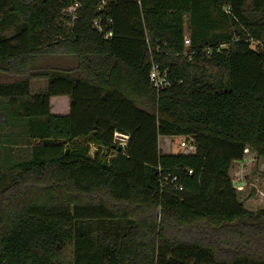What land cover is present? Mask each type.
<instances>
[{"label": "trees", "instance_id": "obj_1", "mask_svg": "<svg viewBox=\"0 0 264 264\" xmlns=\"http://www.w3.org/2000/svg\"><path fill=\"white\" fill-rule=\"evenodd\" d=\"M0 97L37 141L0 169V264H264L230 176L264 158V0H0Z\"/></svg>", "mask_w": 264, "mask_h": 264}, {"label": "rangeland", "instance_id": "obj_2", "mask_svg": "<svg viewBox=\"0 0 264 264\" xmlns=\"http://www.w3.org/2000/svg\"><path fill=\"white\" fill-rule=\"evenodd\" d=\"M77 6L74 5L68 9H63L58 17L59 21L64 22L67 26L71 23L67 21L66 16H75ZM252 47L257 48V43L253 42ZM213 79L225 78L224 70L219 67H211ZM45 80H38L32 83L31 93H40L46 88ZM9 98L0 97V116L5 110L10 109ZM185 140V139H182ZM178 137H174L170 142L171 153H178L183 150L180 146L182 141ZM163 141V140H162ZM34 139L30 138L25 120L21 118L11 117L9 123L5 124L0 117V169L3 173H10L13 170V165L19 162L27 161L31 158ZM162 146H168L163 141ZM187 150V149H185ZM97 152V147L93 146L91 153ZM110 154L106 159L112 156V150L103 149L104 154ZM233 184L237 188L240 201L250 211L257 213L264 209V158L259 156L255 151L248 148L245 151V156L241 161H235L230 170ZM65 256L70 257V251L65 253Z\"/></svg>", "mask_w": 264, "mask_h": 264}, {"label": "built area", "instance_id": "obj_3", "mask_svg": "<svg viewBox=\"0 0 264 264\" xmlns=\"http://www.w3.org/2000/svg\"><path fill=\"white\" fill-rule=\"evenodd\" d=\"M112 36V33H109L106 37ZM187 45H189L190 41L187 39L185 41ZM150 81L152 85L157 89L158 92H160L163 88L168 86L170 84V81L167 77V73L163 72L159 66V64L154 63L152 66V69L150 71ZM130 140V135L127 133H121V132H115L114 133V141H113V148L114 149H123L126 148ZM187 140H182L180 142L181 147H185L187 145ZM120 151V150H119ZM192 171H190L191 173ZM176 180V178H174ZM176 188L182 189V187L176 186Z\"/></svg>", "mask_w": 264, "mask_h": 264}, {"label": "water", "instance_id": "obj_4", "mask_svg": "<svg viewBox=\"0 0 264 264\" xmlns=\"http://www.w3.org/2000/svg\"><path fill=\"white\" fill-rule=\"evenodd\" d=\"M52 142H53V140H51V139L44 140V144H48V143H52ZM119 150L121 151V149H119ZM66 152L68 153V150ZM107 162H108V159H105L103 164L106 165Z\"/></svg>", "mask_w": 264, "mask_h": 264}]
</instances>
